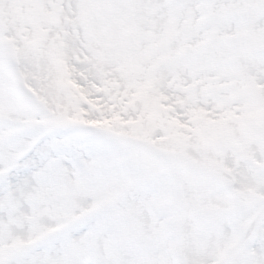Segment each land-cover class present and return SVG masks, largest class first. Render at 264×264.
Instances as JSON below:
<instances>
[{
	"label": "snow or ice",
	"instance_id": "1",
	"mask_svg": "<svg viewBox=\"0 0 264 264\" xmlns=\"http://www.w3.org/2000/svg\"><path fill=\"white\" fill-rule=\"evenodd\" d=\"M0 264H264V0H0Z\"/></svg>",
	"mask_w": 264,
	"mask_h": 264
}]
</instances>
